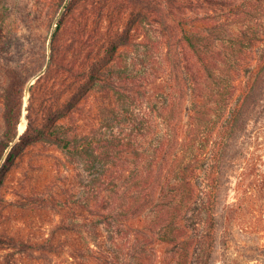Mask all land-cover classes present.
<instances>
[{
    "label": "trees",
    "instance_id": "trees-1",
    "mask_svg": "<svg viewBox=\"0 0 264 264\" xmlns=\"http://www.w3.org/2000/svg\"><path fill=\"white\" fill-rule=\"evenodd\" d=\"M252 8L264 12V0H0V161L12 146L0 189L11 165L37 146L61 147L98 174L81 199L61 200L69 209L60 210L62 218L81 220L50 233L3 226L0 211V264H43L46 254L66 249L79 259L86 244L78 233L89 222L111 227L122 249L137 241L129 249L135 260L108 254L103 264H170L174 248L180 264L196 263L189 262L194 246L203 249L205 241L189 238L190 210L216 211L221 163L264 94V56L255 55L264 28L229 27ZM55 20L49 52L50 33L34 30ZM255 60L243 88L244 67ZM35 76L20 135L25 89ZM213 78L219 84L211 91ZM108 113L114 117L107 123ZM116 123L120 132L101 131ZM207 159L216 165L208 168ZM263 189L264 172L242 193ZM60 196L25 198L56 206ZM241 198L222 207L228 229L244 207ZM152 203L156 217L146 222ZM89 249L92 258L97 251Z\"/></svg>",
    "mask_w": 264,
    "mask_h": 264
},
{
    "label": "rangeland",
    "instance_id": "rangeland-1",
    "mask_svg": "<svg viewBox=\"0 0 264 264\" xmlns=\"http://www.w3.org/2000/svg\"><path fill=\"white\" fill-rule=\"evenodd\" d=\"M15 1L11 0L12 4ZM251 10L252 14L245 13L241 15L242 19L229 25L232 31L238 33L249 28L252 32L260 31L264 28V12L255 11L256 8ZM55 28L56 20L51 28L45 22L44 24L38 23L34 30L39 34L50 33L49 52H51V36ZM35 42L36 40H33V44ZM222 49H225L224 44ZM255 55L258 58L264 56V42L256 45ZM257 60L252 62V66L244 67L243 75L247 73L248 69L254 68ZM249 75L250 72L244 76L243 88L246 86V80H248ZM37 77L32 78L25 89L23 115L19 124L20 135L28 127L27 114L30 103V86L36 81ZM210 84L209 88L212 91L218 86L219 80L213 78ZM212 100L213 98L209 99L210 102ZM190 101L191 98L188 97L187 105L191 108L193 103ZM260 102V105L253 111L247 128L235 139L221 163L223 167L221 172L219 171V194L216 211L214 209L209 215L204 212L201 214L195 209L190 210L187 222L190 231L189 238H193L197 243L200 242L201 238L205 241L203 249L198 248L199 246L195 243L196 246L194 248L198 254L193 249L194 253L193 257L189 259L190 263L196 261L193 264H264V189L256 190L252 195L246 192L242 193L248 187V182L256 180L264 172V94ZM113 117L112 114L108 113L103 116V120L107 123L112 122ZM120 129L119 123H116L115 127L112 128L104 127L103 124L101 127V131L106 134L118 133ZM3 130V108L0 101V136ZM207 146L208 150H211L214 143L210 142ZM11 147L7 149L0 161V170ZM180 156H183V154H180ZM215 160L207 159L206 166L208 168L214 167L216 165ZM216 169L219 170L218 166H216ZM244 171H247L248 175L245 178L243 187L239 188L240 193H238V182ZM97 175L96 170L90 171L86 169L83 160L76 154L69 153L61 147L46 150L42 146H39V148L37 146L35 152L28 155L24 160L11 165V168L7 170L5 181L0 189V199L4 202L0 205V211L6 213L1 220V224L13 229L22 228L27 230L29 228V230L50 233L57 224L71 223L75 220L80 221V217L77 219L62 218L60 210L64 208L65 211H69V209L64 206L66 204H63L61 200L63 197L69 198L71 201L81 199L85 195L86 185L92 183ZM124 183L127 185L129 181ZM51 192L61 193L59 197L60 204L58 203V205L54 206L47 204L46 201L42 205L28 203L25 198L33 195L46 198ZM110 193L108 190L105 194ZM240 197L245 202L244 207L239 210L233 226L228 229L225 224V210L222 207L224 204L238 202ZM36 206H39V208ZM143 216L146 222H151L156 217L153 203L144 209ZM78 237L86 244V255L79 257V259L89 264L90 261L92 264H103L101 261L105 260L108 254L120 255L121 263L125 260L132 262L134 259L132 252L129 253L133 242H137L134 241V237L128 241L127 247L122 249L120 245L124 241L119 245L117 233L113 232L106 223L92 225L89 222V224L81 226ZM98 244L101 246H98ZM89 245L92 250L97 251L92 258L89 257ZM169 252L168 256L170 257L171 254L176 255L170 264H180L177 250L174 248ZM79 259L72 256L66 249L61 251L60 255L48 253L43 261H40L43 264H77Z\"/></svg>",
    "mask_w": 264,
    "mask_h": 264
},
{
    "label": "water",
    "instance_id": "water-1",
    "mask_svg": "<svg viewBox=\"0 0 264 264\" xmlns=\"http://www.w3.org/2000/svg\"><path fill=\"white\" fill-rule=\"evenodd\" d=\"M39 77V76H38ZM33 83V82H32Z\"/></svg>",
    "mask_w": 264,
    "mask_h": 264
}]
</instances>
